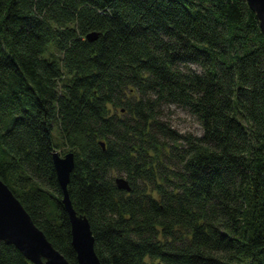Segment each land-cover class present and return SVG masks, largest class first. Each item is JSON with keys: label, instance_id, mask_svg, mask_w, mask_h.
Masks as SVG:
<instances>
[{"label": "trees", "instance_id": "trees-1", "mask_svg": "<svg viewBox=\"0 0 264 264\" xmlns=\"http://www.w3.org/2000/svg\"><path fill=\"white\" fill-rule=\"evenodd\" d=\"M171 105L203 134L164 122ZM55 151L75 153L70 198L101 264H264V35L247 0H0V178L78 264ZM0 264L34 263L2 243Z\"/></svg>", "mask_w": 264, "mask_h": 264}, {"label": "water", "instance_id": "water-1", "mask_svg": "<svg viewBox=\"0 0 264 264\" xmlns=\"http://www.w3.org/2000/svg\"><path fill=\"white\" fill-rule=\"evenodd\" d=\"M249 7L256 13L264 35V0H247ZM99 33L87 35L90 41H96ZM102 145L104 143L102 142ZM54 168L63 194V204L69 216L72 243L77 252L78 264H101L95 250V237L89 219L75 210L69 193L71 175L75 168V153H53ZM116 184L121 190L131 191L125 177L118 176ZM14 245L34 264H72L49 241L45 233L17 198L10 187L0 178V251L1 244Z\"/></svg>", "mask_w": 264, "mask_h": 264}, {"label": "rangeland", "instance_id": "rangeland-1", "mask_svg": "<svg viewBox=\"0 0 264 264\" xmlns=\"http://www.w3.org/2000/svg\"><path fill=\"white\" fill-rule=\"evenodd\" d=\"M162 111V120L170 124L177 132L181 134H203V128L197 118L185 108L171 105L165 106Z\"/></svg>", "mask_w": 264, "mask_h": 264}]
</instances>
